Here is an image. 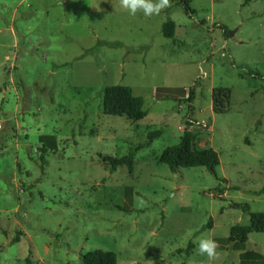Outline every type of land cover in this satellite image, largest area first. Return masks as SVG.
<instances>
[{"label": "rangeland", "instance_id": "1", "mask_svg": "<svg viewBox=\"0 0 264 264\" xmlns=\"http://www.w3.org/2000/svg\"><path fill=\"white\" fill-rule=\"evenodd\" d=\"M171 4L133 17L119 0H0V264H82L94 250L116 264L264 258V233L243 250L220 241L248 223L230 204L264 213V0H188L192 14ZM109 85L141 97L145 116L103 115ZM218 88L228 98L213 113ZM183 133L216 152L214 174L159 162ZM39 136L54 142L42 170ZM128 153L130 173L99 158ZM202 237L218 259L198 254Z\"/></svg>", "mask_w": 264, "mask_h": 264}, {"label": "trees", "instance_id": "2", "mask_svg": "<svg viewBox=\"0 0 264 264\" xmlns=\"http://www.w3.org/2000/svg\"><path fill=\"white\" fill-rule=\"evenodd\" d=\"M186 14H192V10L188 6V0H178ZM161 35L165 38H171L174 35V23L167 19L160 28ZM192 96L191 89L188 90V100ZM213 102V113L222 112V100L228 98L226 89L218 88L211 91ZM143 100L141 97L133 96L129 87L123 85L103 86L100 90V110L103 115L123 117L130 122H137L145 116L142 109ZM216 107H219L218 110ZM159 131H155L147 135V139L158 137ZM38 142L41 144L39 167L42 170L45 161L44 153L54 148L53 140H49L46 136H39ZM141 146H136L134 150L140 149ZM100 161L107 166L109 172H114L119 166H125L128 172L132 169V155L128 153L119 158L109 156H100ZM159 162L166 165L170 172L174 173L178 168L203 167L209 173L214 174L215 168L218 166V156L215 151L210 148L200 147L196 144L193 137L183 133L176 145L164 148L159 156ZM257 195L264 194V184L255 193ZM231 209H240L247 213V225H233L228 230V235L224 241L227 246L230 244L236 250H243V246L247 241L248 235L251 233H264V213L249 212L247 205L230 204ZM211 221V220H210ZM208 221L205 225L206 229L210 228L211 222ZM82 264H116V255L112 252L94 250L78 256ZM238 264H264L263 256L250 252L243 251L239 253Z\"/></svg>", "mask_w": 264, "mask_h": 264}, {"label": "clouds", "instance_id": "3", "mask_svg": "<svg viewBox=\"0 0 264 264\" xmlns=\"http://www.w3.org/2000/svg\"><path fill=\"white\" fill-rule=\"evenodd\" d=\"M119 4L121 9L133 17L140 12L145 17L158 16L172 6L171 0H119ZM218 248L219 244L211 237H202L198 240L197 252L199 255L206 256L209 262L219 258Z\"/></svg>", "mask_w": 264, "mask_h": 264}, {"label": "water", "instance_id": "4", "mask_svg": "<svg viewBox=\"0 0 264 264\" xmlns=\"http://www.w3.org/2000/svg\"><path fill=\"white\" fill-rule=\"evenodd\" d=\"M228 35H229V36H232V32H229ZM53 245H54V244H53Z\"/></svg>", "mask_w": 264, "mask_h": 264}]
</instances>
